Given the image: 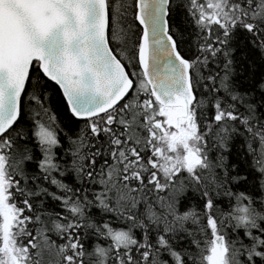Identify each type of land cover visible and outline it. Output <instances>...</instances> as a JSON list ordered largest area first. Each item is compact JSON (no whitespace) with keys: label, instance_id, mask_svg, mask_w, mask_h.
I'll list each match as a JSON object with an SVG mask.
<instances>
[{"label":"snow or ice","instance_id":"1","mask_svg":"<svg viewBox=\"0 0 264 264\" xmlns=\"http://www.w3.org/2000/svg\"><path fill=\"white\" fill-rule=\"evenodd\" d=\"M0 264H264V0H0Z\"/></svg>","mask_w":264,"mask_h":264}]
</instances>
